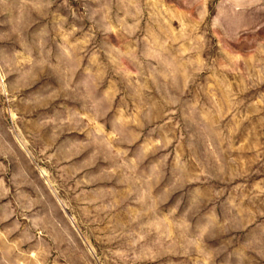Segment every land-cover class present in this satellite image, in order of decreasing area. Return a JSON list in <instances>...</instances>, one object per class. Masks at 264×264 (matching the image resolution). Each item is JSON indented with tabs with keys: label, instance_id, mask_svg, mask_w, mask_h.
I'll use <instances>...</instances> for the list:
<instances>
[{
	"label": "rangeland",
	"instance_id": "1",
	"mask_svg": "<svg viewBox=\"0 0 264 264\" xmlns=\"http://www.w3.org/2000/svg\"><path fill=\"white\" fill-rule=\"evenodd\" d=\"M0 264H264V0H0Z\"/></svg>",
	"mask_w": 264,
	"mask_h": 264
}]
</instances>
